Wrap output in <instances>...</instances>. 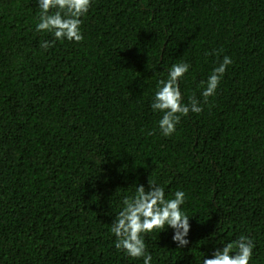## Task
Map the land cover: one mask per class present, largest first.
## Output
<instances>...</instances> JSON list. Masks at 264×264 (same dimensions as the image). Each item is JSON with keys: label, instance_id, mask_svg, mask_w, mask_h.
Returning a JSON list of instances; mask_svg holds the SVG:
<instances>
[{"label": "trees", "instance_id": "obj_1", "mask_svg": "<svg viewBox=\"0 0 264 264\" xmlns=\"http://www.w3.org/2000/svg\"><path fill=\"white\" fill-rule=\"evenodd\" d=\"M38 11L0 0V264H143L110 226L148 181L185 192L191 225L184 248L145 234L152 264H201L242 234L264 264V0H92L84 39L46 50ZM182 61V102L203 111L164 137L150 103Z\"/></svg>", "mask_w": 264, "mask_h": 264}, {"label": "clouds", "instance_id": "obj_2", "mask_svg": "<svg viewBox=\"0 0 264 264\" xmlns=\"http://www.w3.org/2000/svg\"><path fill=\"white\" fill-rule=\"evenodd\" d=\"M38 8L37 32L51 33L52 41H44L45 50L56 41L67 40L79 43L84 39L81 31L82 17L88 13L92 0H35ZM55 10V11H53ZM230 56H223L218 66L208 76L202 91L204 100L216 94L229 65ZM191 68L188 62L174 63L168 69L166 79L158 81L152 96L150 108L159 113L158 129L162 136L170 137L176 132V126L189 112L199 114L203 108L199 101L192 98L183 103L180 81ZM135 194L122 200L121 210L111 222L110 232L114 234V246L133 260H142L143 264H152L153 257L147 250L145 234L153 230H172V242L178 248L189 245L190 217L182 210L186 194L176 191L171 197L165 195L163 186L155 181L134 184ZM215 247L210 256H204L201 264H250L255 244L250 236L240 235L232 242Z\"/></svg>", "mask_w": 264, "mask_h": 264}]
</instances>
